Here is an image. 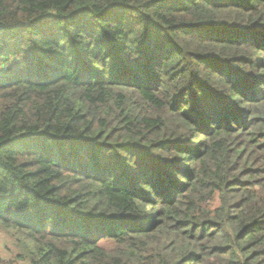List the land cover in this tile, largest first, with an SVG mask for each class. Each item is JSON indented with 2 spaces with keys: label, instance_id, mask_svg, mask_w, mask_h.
I'll return each instance as SVG.
<instances>
[{
  "label": "trees",
  "instance_id": "obj_1",
  "mask_svg": "<svg viewBox=\"0 0 264 264\" xmlns=\"http://www.w3.org/2000/svg\"><path fill=\"white\" fill-rule=\"evenodd\" d=\"M0 231V264H264V0H0Z\"/></svg>",
  "mask_w": 264,
  "mask_h": 264
},
{
  "label": "rangeland",
  "instance_id": "obj_2",
  "mask_svg": "<svg viewBox=\"0 0 264 264\" xmlns=\"http://www.w3.org/2000/svg\"><path fill=\"white\" fill-rule=\"evenodd\" d=\"M8 67L5 68L7 70ZM15 252L14 246L12 244V240L6 236L5 232L0 231V258L6 259L11 257V255Z\"/></svg>",
  "mask_w": 264,
  "mask_h": 264
}]
</instances>
